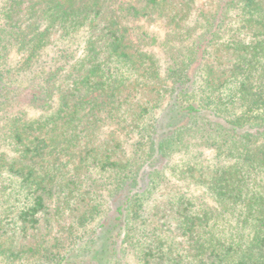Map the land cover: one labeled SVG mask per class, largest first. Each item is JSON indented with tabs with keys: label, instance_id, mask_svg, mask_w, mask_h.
I'll return each mask as SVG.
<instances>
[{
	"label": "trees",
	"instance_id": "trees-1",
	"mask_svg": "<svg viewBox=\"0 0 264 264\" xmlns=\"http://www.w3.org/2000/svg\"><path fill=\"white\" fill-rule=\"evenodd\" d=\"M199 2L0 0V264H264V0Z\"/></svg>",
	"mask_w": 264,
	"mask_h": 264
},
{
	"label": "rangeland",
	"instance_id": "rangeland-1",
	"mask_svg": "<svg viewBox=\"0 0 264 264\" xmlns=\"http://www.w3.org/2000/svg\"><path fill=\"white\" fill-rule=\"evenodd\" d=\"M203 2H204V0H200L199 4L201 5ZM160 23L161 22H158V23H150V24L147 23V26L149 28H151L152 30L158 31L160 34H162L164 29H163V26H161ZM20 91H22V90H20ZM19 98L22 99L23 98V94H21L19 96ZM23 105H24L23 107L24 108H27L28 111L30 112L29 117L30 116L33 117V116H36L38 114V111L34 107H29V105H28L27 102L24 103ZM6 151H7V145H4V142L3 141L0 142V154L1 153H4V152L7 153ZM0 199L3 200V197H0ZM45 233H46V231L43 232V234H45ZM45 239H47V238L45 237ZM29 240L31 241L30 238H28V239H23L22 238V242H21L20 245H22V244L24 245V244L30 243ZM27 241H29V242H27ZM25 242H27V243H25ZM22 248H23V251H24V252H22L23 254L16 253L19 258H16L15 260H13L14 262H11V263H13V264H30V263H32L31 261H35L34 260L35 256L33 255V252H28L27 246H24ZM0 261H2V263H7L5 261V259H0Z\"/></svg>",
	"mask_w": 264,
	"mask_h": 264
}]
</instances>
